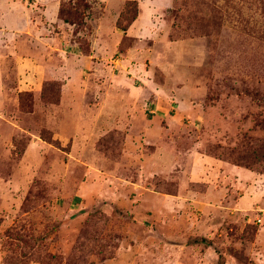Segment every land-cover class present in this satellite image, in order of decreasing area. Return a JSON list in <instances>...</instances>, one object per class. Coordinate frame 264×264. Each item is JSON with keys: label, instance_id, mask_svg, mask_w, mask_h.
Returning a JSON list of instances; mask_svg holds the SVG:
<instances>
[{"label": "rangeland", "instance_id": "1", "mask_svg": "<svg viewBox=\"0 0 264 264\" xmlns=\"http://www.w3.org/2000/svg\"><path fill=\"white\" fill-rule=\"evenodd\" d=\"M59 7L0 33V264H264V0ZM131 18L115 84L64 62Z\"/></svg>", "mask_w": 264, "mask_h": 264}, {"label": "crops", "instance_id": "2", "mask_svg": "<svg viewBox=\"0 0 264 264\" xmlns=\"http://www.w3.org/2000/svg\"><path fill=\"white\" fill-rule=\"evenodd\" d=\"M34 1L33 3L29 4V6H25V4H23L22 0H0V33L2 34H7V35H14L17 33H21L22 30H29L32 27H35L36 24L38 22H40L42 19V21H47L48 24L47 26L53 28L54 26H67L69 27L68 24L60 21L57 17V12H58V3L59 0H47L45 4L46 7L49 9H43L40 10L42 11V15H37V13L35 12V10L38 12V9L36 8L38 0H32ZM43 2V1H42ZM49 13H48V12ZM94 21V20H93ZM96 24V27H92V31L91 34H89V53L90 54H85V55H80V56H76L73 55L71 57L73 58H69V59H65L64 62H66L68 64V66H72L74 65L76 61H73L74 59H77L80 64H89L92 67L94 66V68H98L99 70L97 71L98 74H100L101 72H103L105 75V82H109V84L112 85L115 84L118 80H116V75L115 73H112L111 70H109V72L103 71L101 70V64L100 63H96L95 61L92 60L93 56H102V57H106V54H109L112 49L116 46V44L118 45V43L122 42V40L124 39H134L135 42L137 43L138 41H141L143 38L142 33L138 30L137 32L133 31V23L126 29V31L124 33H120L119 31H117L115 28H110L108 26V23L105 24V21H103L102 19L99 21H94ZM92 22V23H94ZM73 26V25H71ZM79 32H76L75 35H78ZM52 39V40H51ZM49 40H51L50 44L54 45V42L56 41V39H54L53 37H51ZM72 49V48H71ZM65 48H59V49H52L53 52H59L62 54L63 52H65ZM133 48H124L123 52L125 53L124 57H131V54L133 53ZM146 52V51H145ZM137 52L135 53L136 56ZM140 54V52H139ZM143 54V52H142ZM34 59L33 61H35V63H39L37 59ZM160 60V58L158 59ZM49 62V60H48ZM125 62H128V60ZM50 66L52 65V67H58L56 65V62L54 61H50ZM65 64V63H64ZM117 64V63H116ZM123 65H121V67H127L129 66L126 63H122ZM133 69V70H132ZM130 68V70L134 71L135 73L138 72V70H136V66H134V68ZM94 73H93V77H96L93 85H96L97 82H101L99 81L98 78L99 75H95L96 74V69H93ZM110 73V74H109ZM54 74V73H53ZM101 75V74H100ZM86 82H89L87 80L86 77L84 78H80V81H78V83L75 84H86ZM69 84H73L74 80L71 79V81L68 82ZM100 84V83H99ZM70 87L72 85H69ZM98 87V86H97ZM111 87H109L110 89ZM137 90V87H132L131 89L128 90V93L131 94V90ZM111 90V89H110ZM126 94V95H129ZM159 101V100H158ZM152 113L154 111H151ZM157 118V115L152 116V119ZM161 118V117H160ZM173 118V117H169ZM169 119H166L167 122H170ZM258 233V231H257ZM258 235V234H257ZM256 235V236H257Z\"/></svg>", "mask_w": 264, "mask_h": 264}, {"label": "trees", "instance_id": "3", "mask_svg": "<svg viewBox=\"0 0 264 264\" xmlns=\"http://www.w3.org/2000/svg\"><path fill=\"white\" fill-rule=\"evenodd\" d=\"M59 6H60V5H59ZM83 6H84V7H87L86 4H84ZM61 13H62V11H61V9H60V7H59V13L57 14V17H59V15L61 16ZM133 20H134V18H131V19L127 22V24H126L125 26H123V27H120V26L117 24V26H116L117 31H119L120 33H124V32L126 31V28L130 25V23H131ZM62 21H63L64 23H68V22H69V21H68L66 18H64V17H62ZM231 163H232V161H231ZM232 164H234V163H232Z\"/></svg>", "mask_w": 264, "mask_h": 264}]
</instances>
